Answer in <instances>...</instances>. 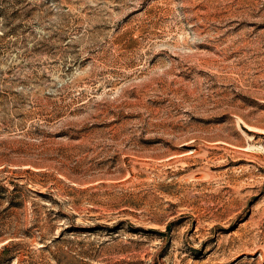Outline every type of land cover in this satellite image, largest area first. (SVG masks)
I'll return each instance as SVG.
<instances>
[{"label": "rangeland", "instance_id": "rangeland-1", "mask_svg": "<svg viewBox=\"0 0 264 264\" xmlns=\"http://www.w3.org/2000/svg\"><path fill=\"white\" fill-rule=\"evenodd\" d=\"M0 264H264V0H0Z\"/></svg>", "mask_w": 264, "mask_h": 264}, {"label": "trees", "instance_id": "trees-1", "mask_svg": "<svg viewBox=\"0 0 264 264\" xmlns=\"http://www.w3.org/2000/svg\"><path fill=\"white\" fill-rule=\"evenodd\" d=\"M3 248H6V247H3Z\"/></svg>", "mask_w": 264, "mask_h": 264}]
</instances>
